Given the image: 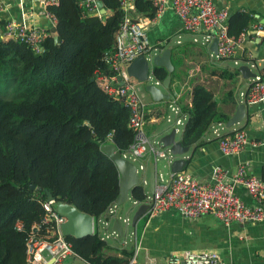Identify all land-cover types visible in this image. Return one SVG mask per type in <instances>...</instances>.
Returning a JSON list of instances; mask_svg holds the SVG:
<instances>
[{"label":"trees","instance_id":"1","mask_svg":"<svg viewBox=\"0 0 264 264\" xmlns=\"http://www.w3.org/2000/svg\"><path fill=\"white\" fill-rule=\"evenodd\" d=\"M102 2L105 16H89L81 0L48 6L57 21L39 54L5 38L6 21L0 20V264H28L27 240H50L53 225L43 221L45 190L54 200L92 215L95 222L109 220L104 216L119 194L120 174L101 146L113 143L128 155L134 132L128 125V106L108 95L96 76L98 69H106L103 54L114 48L124 16L118 0ZM134 7L137 14L155 18L150 0H135ZM247 18L242 12L234 14L228 33L243 35ZM237 73L235 68L219 75L232 79ZM167 74L162 66L153 68L156 82ZM176 105L184 119L180 140L190 159L196 149L216 139H208L212 127L225 124L228 116L202 83L192 88L190 106ZM161 128L162 121L147 123L146 134L161 136ZM129 195L137 205L149 196L141 183ZM65 239L89 264H128L136 249L134 243L129 248L110 245L98 228L91 235Z\"/></svg>","mask_w":264,"mask_h":264},{"label":"crops","instance_id":"2","mask_svg":"<svg viewBox=\"0 0 264 264\" xmlns=\"http://www.w3.org/2000/svg\"><path fill=\"white\" fill-rule=\"evenodd\" d=\"M214 1L218 7L227 11L228 21L239 12L248 15V26L245 29L246 32L242 33L243 39L235 54L226 59L215 57L210 50L212 42L205 41L202 34L192 35L182 30L181 20L171 8L172 0H168L165 11L157 18H146L136 12L133 13V18L146 31L151 45L149 53L151 56L160 54L164 49H169L171 52L173 70L169 89L162 88L161 83L158 85L162 92H169V104L174 98H178L177 101L183 106H190L191 90L200 83L214 92L215 100L228 118L234 114L238 102L245 104L246 114L240 123L231 127L221 123L214 125L208 139H216L196 149L190 159V150L181 155L182 158L187 159L184 171L206 182L211 180L213 168L216 166L234 172L237 166L243 163L247 166L249 174L264 179V102L255 104L245 102L244 94L252 78L240 81L239 72L232 79H223L219 75L222 70H233L239 65L247 64L253 72H256V75L264 76V66L261 70L255 64L264 62V0ZM106 14L105 9L103 15ZM0 18L4 21L13 19L35 24L43 28L48 35L53 29V25L45 17L42 8L31 0H4V10L0 13ZM155 82L154 80L153 83ZM143 96L149 115L145 123V132L147 123L162 121L163 128L165 122L163 117L169 111L166 100L155 102L150 94L144 91ZM163 129H168V131L162 134L170 131V127ZM237 129L245 130L246 145L240 152L230 155L223 154L217 136L227 135ZM175 139L180 140V137ZM140 161L146 164L149 172V167L153 163L152 156L148 155L145 159L138 160ZM237 192L244 202L253 204L252 197L244 187L237 188ZM128 202L135 204L134 210L138 207L134 201H131L129 195V200L121 208L116 209L114 214L120 222L125 217L120 212ZM114 217L109 220L99 219L96 222L94 220V228H98L100 232L103 229L101 228L103 220L105 233L103 232L102 237L106 240L108 237L111 238L113 242L109 244L116 248L124 242L125 244L121 247H127L126 240L118 241L119 237H116V232L113 229L108 230V227L113 226ZM136 226V229L133 228L132 236L134 238L132 243L136 248V264H166L165 258L168 255L183 250L217 251L226 261L233 264H264V220L257 224L231 223L225 225L211 215H203L197 219H184L178 212L170 210L157 216L147 214L138 221ZM50 261L51 259H48L47 262ZM64 264L89 263L77 256H70Z\"/></svg>","mask_w":264,"mask_h":264},{"label":"built area","instance_id":"3","mask_svg":"<svg viewBox=\"0 0 264 264\" xmlns=\"http://www.w3.org/2000/svg\"><path fill=\"white\" fill-rule=\"evenodd\" d=\"M42 8L49 22L56 24V16L48 6L57 4L58 0H31ZM135 0H118L124 16L119 31L116 34L114 48L103 54L106 69L97 70V80L105 92L128 106L130 109L129 127L134 132V140L129 148V154L124 155L134 163L151 155L157 165L156 184L153 194L144 202L149 205L147 214L157 216L166 211H176L184 219H197L203 215H211L221 223L228 225L257 224L264 220V180L247 171V166L240 163L234 172L218 166L213 168L210 181H200L187 171L171 172L169 170L171 153L169 148H162L159 140L151 141L145 132L147 104L144 101L136 79L127 73V66L138 56L148 55L151 45L144 27L133 18ZM156 8L155 18L159 17L167 6L168 0H150ZM89 16H100L96 0H81ZM171 8L182 23V30L192 35L202 34L205 41L217 39L218 59L232 57L243 35L234 37L228 33V15L225 9L218 7L214 0H172ZM4 10V0H0V13ZM1 20V18H0ZM5 38L25 43L35 53L43 51V42L47 32L26 21L8 20L4 28ZM196 41V40H195ZM264 66V62H263ZM159 85L160 82H155ZM245 102L255 104L264 102V76L256 75L244 94ZM174 98L168 106L165 120L177 126L183 123V114L176 105ZM218 137V136H217ZM219 139L220 150L225 155L240 152L247 143L244 129H237ZM160 159L166 163L159 169ZM140 183L148 184L147 166L143 162L134 163ZM140 172L143 173L140 176ZM244 187L253 199V204H247L238 195L237 188ZM46 215L44 222L53 225L50 240L31 236L27 240L28 264H64L70 256H76L71 244L62 235L60 226L66 218L59 215L54 207L55 201L43 202ZM116 205L112 203L108 214L116 213ZM131 220L125 217L121 223L129 225ZM19 226V225H18ZM136 253L128 264H136ZM45 255V256H44ZM48 259L51 261L48 263ZM166 264H233L226 261L217 251L213 250H183L170 254L165 258Z\"/></svg>","mask_w":264,"mask_h":264},{"label":"water","instance_id":"4","mask_svg":"<svg viewBox=\"0 0 264 264\" xmlns=\"http://www.w3.org/2000/svg\"><path fill=\"white\" fill-rule=\"evenodd\" d=\"M97 7L99 9L100 15L105 13L102 0H96ZM262 36L261 33H258ZM264 36V35H263ZM54 41L58 40L57 35L53 36ZM210 50L213 54L217 53V39L214 38ZM171 52L169 49H164L160 54L154 56L140 55L135 58L128 66L127 73L135 78L139 83L144 84L143 89L145 92L149 93L153 101L159 102L162 100H169L170 94L162 92L158 85L154 83H149L150 78H154L153 68L157 66L164 67L168 74L165 79L161 82L160 86L164 89H169L171 81V72L173 70V65L171 62ZM257 68L262 70L263 62H256ZM238 78L240 81L243 79L254 78L256 72H253L247 64H242L238 66ZM246 114V107L244 103L238 102L234 114L228 118L226 121V126L231 127L235 124L240 123ZM176 131L171 128L169 132L162 134L159 138V143H161L162 148H169L171 153L170 166L167 167L171 172L183 171L187 165V159L182 158L188 152L189 148L182 145L181 140H176ZM101 150L107 154L110 159L115 163L118 172L120 174L119 179V194L115 200L116 207L123 205L129 200L130 189L140 184V179L136 171V166L133 162L127 159L121 151L113 144L107 143L101 146ZM166 169V167H165ZM156 171L157 165L153 162L149 167V192L153 194L155 184H156ZM34 186H32L33 188ZM46 200H54L51 193L45 190ZM55 201V211L66 218V221L61 224L60 230L64 237L71 236L73 238H82L93 234L94 232V217L86 212L80 211L74 205L63 202ZM149 205L147 203H141L138 205L130 225L134 228L138 221L147 214ZM105 218L111 219L114 215L106 214ZM114 232L120 238L124 235V228L118 217H114L113 226Z\"/></svg>","mask_w":264,"mask_h":264},{"label":"rangeland","instance_id":"5","mask_svg":"<svg viewBox=\"0 0 264 264\" xmlns=\"http://www.w3.org/2000/svg\"><path fill=\"white\" fill-rule=\"evenodd\" d=\"M147 56H151L150 54H148ZM135 79V78H134ZM153 81H154V79H152V78H150V81H149V83H153ZM138 82V81H137ZM138 85H139V87H140V92H141V95H142V97H143V99H144V96H143V91H144V89H143V86H144V84H142V83H139L138 82ZM143 89V90H142ZM145 92V91H144ZM144 101H145V99H144ZM147 104V103H146ZM163 119H164V123H163V128H169L170 127V129L171 128H174V124L173 123H168L166 120H165V116L163 117ZM183 125H184V120H183V123L182 124H180V125H178L177 126V132H176V137H180L181 136V132H182V129H183ZM161 129V131H163V132H166V131H168V129ZM158 137V139H154V138H157ZM154 136V138H150V140L151 141H153V140H159V138H160V136ZM134 163H136V164H138L139 162H138V160L136 161H134ZM166 163V160L165 159H160L159 160V163H158V168L159 169H165L164 167H163V165ZM140 176H142L143 175V173L142 172H140V174H139ZM146 175L148 176V181H149V172H147L146 173ZM145 189H146V191L148 192V194L150 195V192H149V185L147 184L146 186H145ZM131 201L133 202V200L131 199ZM122 207V205L121 206H118L117 207V209H119V208H121ZM134 207H135V204L133 205L132 203L130 204L129 202L125 205V206H123V210L120 212L121 214H122V216H125V217H127L126 215H128V218L131 220L132 219V217H133V215H134V213H135V211H136V209L134 210ZM118 215V214H117ZM115 216V215H114ZM125 217H123V218H125ZM122 224V227L124 228V235L122 236V237H120V238H118V241H122V242H124V240H126V242H127V248H129L131 245H132V242H133V227L129 224V225H126L125 223H121ZM101 228H103V229H101V233H100V235L102 236L105 232H104V230H105V227H104V224H103V220H102V224H101ZM112 226L111 227H108V230L109 231H112ZM114 231V230H113ZM104 232V233H103ZM116 237H117V233H116ZM107 241L108 242H113V240L111 239V238H107ZM123 244H125V242L123 243ZM123 244H121L119 247H117V248H121V246L123 245ZM64 263H65V261H64Z\"/></svg>","mask_w":264,"mask_h":264}]
</instances>
